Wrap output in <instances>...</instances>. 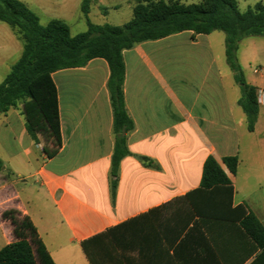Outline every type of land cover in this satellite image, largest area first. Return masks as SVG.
<instances>
[{"label":"crops","instance_id":"0c3cea01","mask_svg":"<svg viewBox=\"0 0 264 264\" xmlns=\"http://www.w3.org/2000/svg\"><path fill=\"white\" fill-rule=\"evenodd\" d=\"M7 32L0 40L2 81L24 50L16 32ZM214 43L212 34L185 31L123 52L125 104L135 129L127 138L133 155L121 161L114 202L107 61L97 58L85 67L53 74L61 146L51 135L39 136V143L31 138L23 103L1 115L0 251L17 240L14 224L4 218L8 211L30 218L54 264H91L85 241L138 218L122 231L123 246L107 264H181L175 250L188 220L184 197L200 187L209 156L233 184V207L245 206L264 226V118L259 110L254 132L248 131L238 105L240 87L225 81V40L217 49ZM241 66L248 84L264 89V74L257 83ZM244 129L256 138L250 152L257 153L259 162L243 155ZM137 156L151 159L160 170L143 166ZM229 156L239 158L236 175L223 163ZM241 170L247 175L240 176ZM201 228L210 242L188 239L180 256L186 264L240 263L235 241L226 242L234 238L230 223L206 220Z\"/></svg>","mask_w":264,"mask_h":264},{"label":"trees","instance_id":"16d2710c","mask_svg":"<svg viewBox=\"0 0 264 264\" xmlns=\"http://www.w3.org/2000/svg\"><path fill=\"white\" fill-rule=\"evenodd\" d=\"M92 1L82 0L81 4L87 31L72 36L66 22L52 20L42 25L39 16L24 2L0 0V22L11 27L24 42L22 56L0 83V116L23 103V115L31 138L39 143V136L51 135L61 146L58 90L53 74L85 67L97 58L107 61L113 109L114 152L110 187L114 202L121 161L133 155L127 138L135 129L125 104L123 52L138 44L185 31L194 35L221 31L225 33L227 65L241 90L238 105L246 116L248 131L254 132L260 110L258 88L248 84L237 53L244 39L264 37L263 1L241 12L237 0H199L198 4H185L179 0H137L131 20L121 26L94 24L89 18ZM136 158L143 166L160 170L151 159ZM223 163L232 175L237 174V156L225 157ZM3 171L4 163L0 159V172ZM233 196L234 187L228 174L213 156H209L203 167L200 187L184 197L189 202L188 220L179 232L180 242L175 250L181 264H186L180 256L188 239L209 244L210 240L201 228L206 220L232 225L230 233L234 238H228L226 242L235 241L236 256L241 257L239 264H245L251 258L254 259L250 264H264V226L245 206L233 207ZM4 218L14 224L17 240L0 251V264H54L29 217L20 218L16 211H8ZM138 220L125 222L85 241L83 250L90 263L107 264L113 260L116 250L123 246L122 231ZM192 221L193 226L186 231Z\"/></svg>","mask_w":264,"mask_h":264},{"label":"rangeland","instance_id":"374dc122","mask_svg":"<svg viewBox=\"0 0 264 264\" xmlns=\"http://www.w3.org/2000/svg\"><path fill=\"white\" fill-rule=\"evenodd\" d=\"M25 2L39 16L42 25L48 24L54 19H63L71 28L72 35H77L87 31V23L85 16L81 11L82 0H20ZM185 4H198L199 0H179ZM241 12H246L249 8H253L257 3L264 0H237ZM137 0H94L91 4L89 18L97 25L110 24L121 26L129 22L133 16V6ZM105 9V10H103ZM11 28L0 22V40L4 41L7 31ZM215 48L220 47L222 41L225 40V33L216 31L212 33ZM239 63H244L247 74L257 79V83H261V75L264 74V37L246 38L240 45L237 53ZM262 69L259 75H254L255 69ZM226 83H235L231 76V70L226 65ZM2 82L0 76V83ZM261 118H264V106H260ZM242 152L243 155L252 160L259 162L260 157L257 153L250 152V147L256 143V138L249 135L244 129L241 132ZM256 167V166H254ZM247 175V171L241 170L240 176Z\"/></svg>","mask_w":264,"mask_h":264},{"label":"built area","instance_id":"2783aa9c","mask_svg":"<svg viewBox=\"0 0 264 264\" xmlns=\"http://www.w3.org/2000/svg\"><path fill=\"white\" fill-rule=\"evenodd\" d=\"M262 69H255V73H260ZM258 102L260 105H264V89H258Z\"/></svg>","mask_w":264,"mask_h":264}]
</instances>
